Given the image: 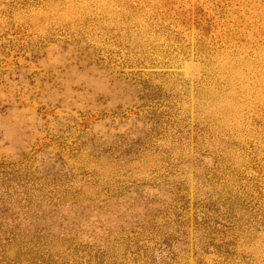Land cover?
I'll list each match as a JSON object with an SVG mask.
<instances>
[{"label":"rangeland","instance_id":"1","mask_svg":"<svg viewBox=\"0 0 264 264\" xmlns=\"http://www.w3.org/2000/svg\"><path fill=\"white\" fill-rule=\"evenodd\" d=\"M2 211L23 264H264V0H0Z\"/></svg>","mask_w":264,"mask_h":264},{"label":"trees","instance_id":"2","mask_svg":"<svg viewBox=\"0 0 264 264\" xmlns=\"http://www.w3.org/2000/svg\"><path fill=\"white\" fill-rule=\"evenodd\" d=\"M2 214H0V219L1 220H7V218L5 216H3L4 211L1 212ZM27 228V227H26ZM29 228H27L28 230ZM42 231H33L32 234H29L28 232L25 231L24 228L21 227V225L18 224H14L11 225L10 223L8 224H3L0 221V264H15L17 261H19L20 259H22L21 254L24 252V257H26L27 259H30V256L32 257L31 259H35L34 256L36 254H41L40 251L37 252H29V249L24 246V243H26V240H29L30 242H32L31 239L27 238L28 235H31L34 238V235L36 237V240L38 241V243H44L48 237L49 234L46 232V230L43 232L46 235L41 233ZM44 235V238H42ZM19 248L20 252H19V260L15 259V262H11L7 259V251L10 248ZM27 250V251H26ZM41 260V259H39ZM44 262V261H43ZM27 264H31L29 262V260L26 261ZM17 264H23L22 261L20 260L19 262H17Z\"/></svg>","mask_w":264,"mask_h":264}]
</instances>
